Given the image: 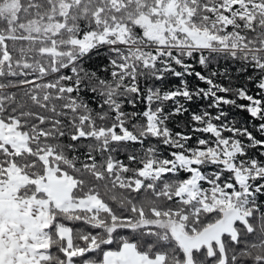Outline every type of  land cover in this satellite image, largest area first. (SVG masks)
<instances>
[{"label": "snow or ice", "instance_id": "1", "mask_svg": "<svg viewBox=\"0 0 264 264\" xmlns=\"http://www.w3.org/2000/svg\"><path fill=\"white\" fill-rule=\"evenodd\" d=\"M0 264H264V0H0Z\"/></svg>", "mask_w": 264, "mask_h": 264}, {"label": "trees", "instance_id": "2", "mask_svg": "<svg viewBox=\"0 0 264 264\" xmlns=\"http://www.w3.org/2000/svg\"><path fill=\"white\" fill-rule=\"evenodd\" d=\"M100 59H103V57L94 58L92 61L89 62V66H94L96 64L97 60H100ZM232 71L235 72V69L233 68ZM221 83H224L225 85H227L228 81L221 80ZM233 83L237 86H241V85H244L245 82L241 78V79L234 80ZM249 87H251V86L249 85ZM197 103L199 104L201 102H197ZM204 103H206V102H204ZM241 103H244V102L241 101ZM193 109H195V106H193ZM225 111L229 112V117L231 119H235L238 124L244 123L248 120V114L245 112H242L238 109L225 107ZM189 118L190 117L187 113H185L184 116H182V117H176L170 122V127H172L175 131H180L181 129L177 128L176 124L180 121H187Z\"/></svg>", "mask_w": 264, "mask_h": 264}]
</instances>
